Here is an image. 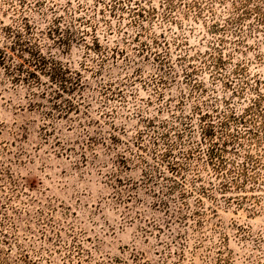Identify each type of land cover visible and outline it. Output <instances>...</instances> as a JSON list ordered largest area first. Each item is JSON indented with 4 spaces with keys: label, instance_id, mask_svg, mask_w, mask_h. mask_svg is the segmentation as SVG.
<instances>
[{
    "label": "rangeland",
    "instance_id": "1",
    "mask_svg": "<svg viewBox=\"0 0 264 264\" xmlns=\"http://www.w3.org/2000/svg\"><path fill=\"white\" fill-rule=\"evenodd\" d=\"M136 1L0 0V31L31 25L85 85L69 97L79 110L59 115L42 94L47 77L31 88L1 72L0 264H264V134L256 184L241 191L223 194L208 183L210 167L178 160L200 169L207 190L201 203L189 196L184 226L160 232L153 196L175 177L161 161L167 143L188 153L201 113L241 114L257 78L264 93V24L255 13L227 22L235 0H139L143 18L131 11ZM60 37L69 45H56ZM217 45L216 76L208 64ZM241 67L249 86L236 95ZM185 118L193 131L178 139Z\"/></svg>",
    "mask_w": 264,
    "mask_h": 264
},
{
    "label": "trees",
    "instance_id": "2",
    "mask_svg": "<svg viewBox=\"0 0 264 264\" xmlns=\"http://www.w3.org/2000/svg\"><path fill=\"white\" fill-rule=\"evenodd\" d=\"M174 1L166 0L165 4L170 7ZM260 1L264 0H235L233 5L237 19L234 14L227 18V22L232 24L236 21L241 22L255 13L257 24H264V12ZM135 5L134 8L131 7L134 16L143 18L144 6L141 1L137 0ZM155 11L152 9L150 13L154 14ZM53 34H56V30H50L49 35L53 36ZM40 39L36 37L29 24L2 28L0 31V75L2 72L12 84H28L31 88L42 86L41 77L45 76L50 85L43 90L42 94H45L47 101L52 104L51 109L59 115H68L74 109L79 110L75 108L70 98L82 97L80 91L85 86L82 75L58 61L51 47ZM69 42L60 37L54 43L62 48L68 46ZM214 52L216 54L209 55L212 60L208 67L217 76L224 67L222 48L217 45ZM243 69L244 67L236 68L234 71L237 78L243 79L241 89L234 91L236 95L237 93L243 95L244 89L249 86L248 81L239 75ZM190 75L192 74H186L187 77ZM261 84V80L257 78L255 88L250 87L255 97L250 100L241 114H236L232 112L233 110L218 112L215 115L201 113L199 119L201 139L195 142L188 153H184L179 148L176 149H179L178 153H175L176 145L167 143L166 150L161 155V161L168 164V168L175 177L173 180L165 179L167 180L165 185H162L153 195L157 199L154 206L165 216L163 225L158 228L160 232L165 228L167 231H172L175 224L184 226L189 217L184 213L185 209H190L189 196H197V203H201V196L207 193L200 169L191 171L189 165L179 162V159L197 160L205 167H210L213 172L212 180H210L212 182L208 183L219 181L217 189L223 194L231 191L233 187L241 191L248 183L256 184L259 158L253 151L258 149L261 135L264 134V93L261 92ZM35 94L36 92H33L32 95ZM200 112L201 109L197 107L195 114ZM176 119H178L177 116ZM183 124L184 129L180 130L181 132L176 136L178 139L183 138V133L193 131L191 118H185ZM170 129L165 134L167 140L170 139ZM155 140L157 141V138ZM153 173V169L148 170L146 177L148 182L153 181ZM187 174H192L191 178H188ZM214 185L215 183L212 187ZM174 196L177 198L176 201H173ZM178 239L182 240L180 233L176 234L170 243H178L176 241Z\"/></svg>",
    "mask_w": 264,
    "mask_h": 264
}]
</instances>
